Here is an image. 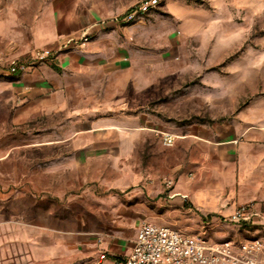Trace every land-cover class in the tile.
<instances>
[{"label": "rangeland", "instance_id": "obj_1", "mask_svg": "<svg viewBox=\"0 0 264 264\" xmlns=\"http://www.w3.org/2000/svg\"><path fill=\"white\" fill-rule=\"evenodd\" d=\"M167 1L184 5L187 16L177 20L163 3L122 26L129 31L121 38L129 43L132 68L116 119L142 113L140 132L121 130V135H137L128 165L140 177L134 186L118 191L104 185L118 174L106 160L118 142L114 131L76 134L75 118L61 113L18 126L0 108V252L18 253L19 264L29 261L26 255L36 244L26 240L29 231L59 238L60 250H73L77 237L98 231L113 199L134 207L142 219L212 242L264 237V224L243 231L177 211L160 194L142 195V172L166 176L175 159L171 148L160 146L156 131L206 132L214 138L241 125H264V0ZM134 2L82 0V5L105 19L123 14ZM111 116L106 109L83 119ZM77 159L101 162L79 165ZM54 262L45 258L34 264Z\"/></svg>", "mask_w": 264, "mask_h": 264}, {"label": "crops", "instance_id": "obj_2", "mask_svg": "<svg viewBox=\"0 0 264 264\" xmlns=\"http://www.w3.org/2000/svg\"><path fill=\"white\" fill-rule=\"evenodd\" d=\"M165 3L177 20L187 16V8L181 3ZM110 19L96 17L82 5V0H0V61L26 60L34 50L55 51L64 39L79 37L84 31L92 34L80 50L60 51L52 62L35 65L7 80L0 79V108L18 126L39 116L61 113L75 118L76 134H119L117 144L114 142L108 151L111 159H106L111 163V173L118 174L104 185L120 191L140 179L128 166L134 161L131 157L137 135H121V130L140 132L143 128L142 113L116 119L130 82L132 64L130 46L124 39L129 31L112 22L102 24ZM92 100L96 102L91 104ZM106 109L112 111V116L105 121L83 119ZM106 125L109 127H103ZM159 144L162 147L160 140ZM171 151L175 159L170 160L166 176L161 171L154 175L142 172V195L160 194L177 211H193L223 223L239 205L253 203L262 213L264 125H241L214 138L206 132L176 135ZM94 160L101 162L77 159L76 164ZM166 180L173 181L171 189L166 188ZM112 202L98 231L77 237L73 250H60L59 238L29 231L26 240L36 244L26 255V264L45 258L47 262L55 260L53 264H115L125 258L141 222L147 220L136 214L134 207L120 204L119 199ZM259 223L264 224L263 213ZM101 254L106 255L104 260H99ZM20 259L18 253L0 252V264L4 260L19 264Z\"/></svg>", "mask_w": 264, "mask_h": 264}, {"label": "built area", "instance_id": "obj_3", "mask_svg": "<svg viewBox=\"0 0 264 264\" xmlns=\"http://www.w3.org/2000/svg\"><path fill=\"white\" fill-rule=\"evenodd\" d=\"M166 0H136L123 14L103 21L105 26L112 22L126 26L145 14L158 8ZM92 34L83 32L79 37L64 39L57 50L37 49L26 60L0 61V77H16L35 65L52 62L56 54L64 50H80L91 40ZM163 148H171L176 136L156 131ZM165 186L171 189L172 180ZM185 199V197L183 198ZM261 213L253 203L239 205L225 221L244 228L261 224ZM105 254L99 256L104 260ZM115 264H264V237L243 240L231 239L216 243L204 239L202 235H187L177 229L141 222L129 254Z\"/></svg>", "mask_w": 264, "mask_h": 264}]
</instances>
